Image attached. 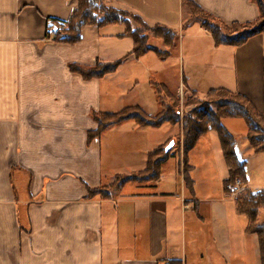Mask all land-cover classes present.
Instances as JSON below:
<instances>
[{"label":"crops","instance_id":"0c3cea01","mask_svg":"<svg viewBox=\"0 0 264 264\" xmlns=\"http://www.w3.org/2000/svg\"><path fill=\"white\" fill-rule=\"evenodd\" d=\"M102 1L149 26L184 31L183 46L194 48V62L172 76L166 63L175 50L153 34L149 43L161 38L163 47L150 44L167 55H128L135 40L126 32L138 27L130 18L85 23L75 43L54 40L51 19L67 21L78 0H0V264H264L257 234L247 232L250 218L227 195L232 170L216 129L200 137L197 147L204 137L208 144L200 152L195 146L187 159L182 123L142 126L127 119L91 136L98 114L139 106L157 115L160 83L175 94L226 88L264 112V33L240 46H217L201 20L186 27L193 22L187 18L191 2L226 23L255 20L257 3ZM125 56L102 77L71 69ZM230 133L247 187L264 191V181H257L264 177V152H254L246 134ZM158 148L169 154L158 179L112 188L117 176L145 170ZM101 187L111 188L110 195L91 196Z\"/></svg>","mask_w":264,"mask_h":264},{"label":"trees","instance_id":"16d2710c","mask_svg":"<svg viewBox=\"0 0 264 264\" xmlns=\"http://www.w3.org/2000/svg\"><path fill=\"white\" fill-rule=\"evenodd\" d=\"M254 1L258 5L259 16L253 21L244 23H226L200 6L192 2L189 4L194 14L200 17L203 26L211 32L217 46H240L246 43L251 37L264 33V0ZM78 4L77 9L67 21L51 19L50 32H56L54 40L75 43L81 39L82 27L85 23L106 26L125 22L128 18H132L138 21L142 27L140 26L136 29L129 28L127 30L126 35L132 36L135 40L134 48L128 55L140 57L151 50H154L161 57L169 53L168 51L160 50L150 45L149 32H153L155 36L163 38L169 47L177 43L178 34L172 29L161 25L149 26L139 16L125 10L110 7L104 4L102 0H78ZM61 25L65 26L61 27ZM126 57L114 62L99 61L91 67L73 64L71 65V69L81 73L85 78L102 77L115 72ZM158 89L162 100V109L157 115L150 116L139 106L127 107L118 113L98 114L96 118L99 121V128L91 136H94V134L100 135L111 125L127 119H134L142 126H160L167 121L182 123L183 149L185 158L187 159L190 151L197 145L200 137L211 129H216L225 144V156L231 164L232 171L228 180L240 176L246 181L245 163L240 161L235 147V138L224 127L222 121L224 118L238 117L244 119L248 127L246 137L249 147L254 152H264V112H259L252 101L239 92L226 88H213L207 93L209 100H206L205 104H203L205 106L203 108L204 110L198 111V116L195 118L194 115L197 110L192 114H187L185 119H183L180 117L181 110L178 107V102L175 101L176 95L164 83L158 84ZM171 99H174L175 103ZM214 105L216 106L215 111L211 108ZM164 148H158L149 154L145 170L129 175L121 174L117 176V180L112 188L116 189L128 181L143 183L153 182L158 179L161 165L169 156ZM110 189L104 187L94 188L91 190V196L100 193L104 194V192L109 196ZM238 205L240 211L250 218L247 232L257 234L259 238L261 258L264 263V214L263 219H259L260 211H264V191L250 192L243 198L238 199ZM168 264L176 263L169 262Z\"/></svg>","mask_w":264,"mask_h":264},{"label":"rangeland","instance_id":"374dc122","mask_svg":"<svg viewBox=\"0 0 264 264\" xmlns=\"http://www.w3.org/2000/svg\"><path fill=\"white\" fill-rule=\"evenodd\" d=\"M191 10H192L191 11L192 15L187 16V18L188 19H193L192 20L193 22H191L190 24H187V26H186L187 28L192 23H194V20H197L198 22L201 20L200 17H198L196 14H194V11H193L192 8H191ZM130 19H131V21L135 20V19H132V18H130ZM127 20H129V18ZM129 22H130V20H129ZM137 23H138V27H140L141 24L138 21H137ZM186 27H185V31L187 29ZM149 33L154 35L153 32H149ZM178 33H180V32H178ZM181 34H184V31H182L178 35V39L176 40V42H177L176 45L170 46L172 48V49H170V52L175 50V54L166 63L167 68L170 69L172 76H176V77H178L182 73L183 69H186V71H188L189 67L191 66V63H190L192 61L191 58L194 56V55H191L193 53V51H194V48L191 47L188 42H186L185 45L183 46ZM179 36H180V38H179ZM150 43L152 45H157L159 47H163V44H164L162 39L161 38H157V37L156 38H152ZM150 56L156 58L155 57L156 55H155L154 52L150 53ZM192 62H194V61H192ZM141 74L143 75V72ZM173 93L175 94V91ZM207 93L203 94V95H199V94H196L195 92H192V91H190V90H188L186 88H184L180 92L178 91V93L175 94L176 95L175 101L178 102L177 103L178 107L181 110V116L180 117L185 119L187 114L188 115L190 113L192 114L195 110H197L196 111L197 113L195 112L194 118L197 117L198 113H199L198 111H201V110L203 111L204 110L203 108H205V106L203 104H205V101L209 100V98H207L208 97ZM171 101L175 103L174 99H171ZM211 108L214 111L216 110V106L215 105L212 106ZM222 123H223L224 127L226 129H228L229 132H230V129H231V132H234V134L238 138H240V139L243 138L244 139V136L246 134L244 131H246V129L248 130L246 122L244 121V119L238 118V117H235V118H224ZM204 138L202 139L201 143L198 144V147L197 146H196V148L194 147L196 150H198V152H200V150L203 149V144L205 146L208 144V141H205V142H207V144L204 143V140H205ZM247 142H248V139H247ZM248 145H249V143H248ZM213 160H214V158L212 157L211 161H213ZM185 166L186 165L184 163V168H185ZM261 166H262V170H264V161H263V163H261ZM256 171H257V173H259L261 171V168L256 169ZM262 175H263V173L261 175H258V179H257L258 183H262V181H264V177L262 178ZM237 177H240V176H237ZM214 179L216 181L217 177H215ZM242 179L244 180L245 185L247 186V183H246L245 179L244 178H242ZM228 181L226 182V185H227ZM246 189H247V191L245 193L241 194V196L239 195L240 196L239 198H243L244 196L248 195L250 192L260 191V190L251 189V188H248V187ZM227 195H228V192H227ZM239 198L236 199L237 202H238ZM263 212L264 211H260V214H259V219H261V220L263 219V214H264Z\"/></svg>","mask_w":264,"mask_h":264},{"label":"built area","instance_id":"2783aa9c","mask_svg":"<svg viewBox=\"0 0 264 264\" xmlns=\"http://www.w3.org/2000/svg\"><path fill=\"white\" fill-rule=\"evenodd\" d=\"M65 25H61V27H64ZM56 36V32L53 31L51 37L54 39V37ZM227 192L228 195L231 198H239L241 196V194L245 193L247 191V186L245 185L244 180L241 177H236L232 180H229L227 185ZM240 195V196H239Z\"/></svg>","mask_w":264,"mask_h":264}]
</instances>
